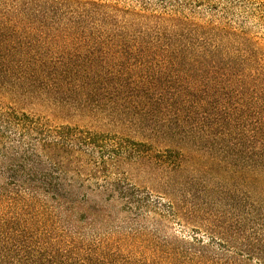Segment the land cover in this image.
I'll list each match as a JSON object with an SVG mask.
<instances>
[{
    "label": "trees",
    "instance_id": "16d2710c",
    "mask_svg": "<svg viewBox=\"0 0 264 264\" xmlns=\"http://www.w3.org/2000/svg\"><path fill=\"white\" fill-rule=\"evenodd\" d=\"M255 17L264 2L0 0V264H264ZM188 153L216 180L181 182ZM193 198L214 210L188 216Z\"/></svg>",
    "mask_w": 264,
    "mask_h": 264
},
{
    "label": "rangeland",
    "instance_id": "374dc122",
    "mask_svg": "<svg viewBox=\"0 0 264 264\" xmlns=\"http://www.w3.org/2000/svg\"><path fill=\"white\" fill-rule=\"evenodd\" d=\"M254 2H264V0H253ZM239 19L244 20L245 19V14L241 12H237ZM246 25L249 26L252 31L253 36H256L258 39L264 40V23H261L257 20V18H249L247 19ZM22 108L25 111H30L31 107H26L22 106ZM35 113H42L43 115H48L46 112H42L40 109L34 110ZM49 116V115H48ZM51 122L54 125H59V124H65V123H72V124H77L80 126H88L91 128H100L102 130L108 129L111 130V127L107 125V123L101 122V121H95L86 117H68L65 115H56L54 117L49 116ZM131 137H134L136 140H140V137H137L135 135H131ZM157 149V148H153ZM175 155V154H173ZM173 155H168L166 156H171L173 160ZM183 161V168H184V173L180 178L181 182H189V181H196L194 179H197V181L201 184V186H205L206 184L212 183L213 180H216L218 177L217 175V169L210 164V161L202 156L201 154H195V153H188L184 157ZM199 179V180H198ZM132 183H134L138 187H143L144 185L148 190L151 188V185L144 180L139 181L136 179L132 180ZM144 186V187H145ZM186 190H190L189 185H185ZM191 203L188 207L191 210H188L190 214L188 216H209L211 211L214 209L211 208L212 206L203 198L197 199L193 198V200H189Z\"/></svg>",
    "mask_w": 264,
    "mask_h": 264
}]
</instances>
